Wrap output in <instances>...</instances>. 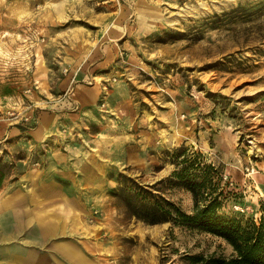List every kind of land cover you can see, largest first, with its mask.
<instances>
[{
    "label": "rangeland",
    "instance_id": "1",
    "mask_svg": "<svg viewBox=\"0 0 264 264\" xmlns=\"http://www.w3.org/2000/svg\"><path fill=\"white\" fill-rule=\"evenodd\" d=\"M43 118L51 133L35 141ZM184 143L224 171L238 193L229 208L261 215L264 0H0L5 182L54 171L50 192L67 200L56 212L72 224L61 239L79 252L68 264H195L187 255L232 253L212 233L139 219L114 192L120 172L168 178ZM158 187L194 209L189 189Z\"/></svg>",
    "mask_w": 264,
    "mask_h": 264
},
{
    "label": "trees",
    "instance_id": "2",
    "mask_svg": "<svg viewBox=\"0 0 264 264\" xmlns=\"http://www.w3.org/2000/svg\"><path fill=\"white\" fill-rule=\"evenodd\" d=\"M22 129L27 128L22 126ZM172 158L176 164L173 172L152 184L120 172V185L114 192L131 214L149 223L172 221L178 226L206 231L224 238L233 247L230 255H187L192 263L264 264V205L260 216L229 208V202L237 200L238 193L225 180L221 167L208 161L202 149L184 143L175 149ZM5 180V164L0 159V188ZM164 181L192 191L194 209L186 210L158 187Z\"/></svg>",
    "mask_w": 264,
    "mask_h": 264
},
{
    "label": "crops",
    "instance_id": "3",
    "mask_svg": "<svg viewBox=\"0 0 264 264\" xmlns=\"http://www.w3.org/2000/svg\"><path fill=\"white\" fill-rule=\"evenodd\" d=\"M45 120L33 128L35 141L42 142L51 133V123ZM16 128L9 123L8 134ZM53 173L32 169L0 188V264H68L79 253L71 240L61 239L70 233L72 224H66L69 214L56 212L60 206L67 208V200L59 202L55 192H50L53 185L47 177ZM25 181L27 186H23ZM72 206L69 202L68 208Z\"/></svg>",
    "mask_w": 264,
    "mask_h": 264
},
{
    "label": "bare ground",
    "instance_id": "4",
    "mask_svg": "<svg viewBox=\"0 0 264 264\" xmlns=\"http://www.w3.org/2000/svg\"><path fill=\"white\" fill-rule=\"evenodd\" d=\"M181 131V130H180ZM182 133V132H181ZM253 141V140H252Z\"/></svg>",
    "mask_w": 264,
    "mask_h": 264
}]
</instances>
